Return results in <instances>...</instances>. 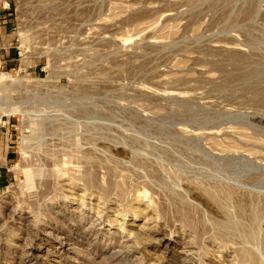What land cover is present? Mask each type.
Returning <instances> with one entry per match:
<instances>
[{"label": "rangeland", "instance_id": "rangeland-1", "mask_svg": "<svg viewBox=\"0 0 264 264\" xmlns=\"http://www.w3.org/2000/svg\"><path fill=\"white\" fill-rule=\"evenodd\" d=\"M3 11L0 264H264V0Z\"/></svg>", "mask_w": 264, "mask_h": 264}, {"label": "crops", "instance_id": "crops-1", "mask_svg": "<svg viewBox=\"0 0 264 264\" xmlns=\"http://www.w3.org/2000/svg\"><path fill=\"white\" fill-rule=\"evenodd\" d=\"M6 5H8V2H4ZM4 7V4L2 6ZM10 13H6L3 11L0 14V62L1 64L9 65L10 62L13 60L10 56L11 51H10V45L7 46V43L11 41V34H10V18L8 17ZM6 136H4V144H3V154L0 157V176L3 178L7 173V165L10 164L12 158L10 159L9 155L13 154L12 151H8L10 145L7 141H9V137H7V133H5Z\"/></svg>", "mask_w": 264, "mask_h": 264}, {"label": "trees", "instance_id": "trees-1", "mask_svg": "<svg viewBox=\"0 0 264 264\" xmlns=\"http://www.w3.org/2000/svg\"><path fill=\"white\" fill-rule=\"evenodd\" d=\"M9 157H10V159L13 158V156L11 154L9 155Z\"/></svg>", "mask_w": 264, "mask_h": 264}, {"label": "bare ground", "instance_id": "bare-ground-1", "mask_svg": "<svg viewBox=\"0 0 264 264\" xmlns=\"http://www.w3.org/2000/svg\"><path fill=\"white\" fill-rule=\"evenodd\" d=\"M115 221V220H114Z\"/></svg>", "mask_w": 264, "mask_h": 264}]
</instances>
